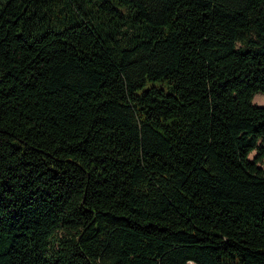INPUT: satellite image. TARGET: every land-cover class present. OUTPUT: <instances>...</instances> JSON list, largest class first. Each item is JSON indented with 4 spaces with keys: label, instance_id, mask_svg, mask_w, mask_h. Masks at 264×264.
Segmentation results:
<instances>
[{
    "label": "trees",
    "instance_id": "trees-1",
    "mask_svg": "<svg viewBox=\"0 0 264 264\" xmlns=\"http://www.w3.org/2000/svg\"><path fill=\"white\" fill-rule=\"evenodd\" d=\"M258 93L264 0H0V264H264Z\"/></svg>",
    "mask_w": 264,
    "mask_h": 264
},
{
    "label": "rangeland",
    "instance_id": "rangeland-1",
    "mask_svg": "<svg viewBox=\"0 0 264 264\" xmlns=\"http://www.w3.org/2000/svg\"><path fill=\"white\" fill-rule=\"evenodd\" d=\"M253 102L256 104V105H261V106H264V93H258L254 96V100ZM255 156V153H253L251 155V158H253ZM189 264H193V263H189Z\"/></svg>",
    "mask_w": 264,
    "mask_h": 264
}]
</instances>
